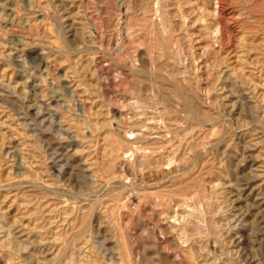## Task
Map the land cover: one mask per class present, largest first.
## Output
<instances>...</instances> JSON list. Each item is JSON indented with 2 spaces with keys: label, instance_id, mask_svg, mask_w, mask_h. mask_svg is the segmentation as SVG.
Instances as JSON below:
<instances>
[{
  "label": "rangeland",
  "instance_id": "obj_1",
  "mask_svg": "<svg viewBox=\"0 0 264 264\" xmlns=\"http://www.w3.org/2000/svg\"><path fill=\"white\" fill-rule=\"evenodd\" d=\"M136 97L148 107L130 106ZM122 116L146 143L179 135L181 164L193 146L196 177L133 172L117 149ZM0 161V244L10 231L26 245L0 248L1 264H264V0H0ZM125 177L136 182L127 207ZM173 193L200 201L204 218L155 207ZM175 209V224L160 215ZM86 210L89 231L59 258Z\"/></svg>",
  "mask_w": 264,
  "mask_h": 264
},
{
  "label": "bare ground",
  "instance_id": "obj_2",
  "mask_svg": "<svg viewBox=\"0 0 264 264\" xmlns=\"http://www.w3.org/2000/svg\"><path fill=\"white\" fill-rule=\"evenodd\" d=\"M157 1V0H156ZM162 1V0H161ZM160 2V1H159ZM165 3V2H164ZM160 5V4H159ZM151 6V5H150ZM155 6V5H154ZM161 6V5H160ZM119 7V6H118ZM162 7V6H161ZM128 8V7H127ZM126 8V9H127ZM149 8V7H148ZM147 8V9H148ZM129 9V8H128ZM151 9H153V7L151 8ZM156 9V8H155ZM194 9V8H193ZM119 10V9H118ZM195 10V9H194ZM148 11V10H147ZM155 11V10H154ZM161 12H163V11H161ZM167 12V11H166ZM159 13V12H158ZM158 13H156L157 15H158ZM148 14V13H147ZM146 14V15H147ZM150 14V13H149ZM154 14V13H153ZM166 15H167V13H166ZM127 16V15H126ZM148 16V15H147ZM180 16V15H179ZM160 17H161V15H160ZM142 18H143V16H142ZM157 18V17H156ZM91 19V18H90ZM132 19V18H131ZM134 19V18H133ZM145 20L147 19V18H144ZM149 19V18H148ZM147 19V20H148ZM152 19H154V18H152ZM158 19H160V18H158ZM198 19V18H197ZM201 19V18H200ZM203 19V18H202ZM137 20V19H136ZM142 20V19H141ZM156 20V19H155ZM161 20H163V19H161ZM160 20V21H161ZM134 21V20H133ZM140 21V20H139ZM157 21V20H156ZM159 21V20H158ZM165 21V20H164ZM167 21H169V20H167ZM127 22H128V19H127ZM136 22V21H135ZM149 23V22H148ZM147 23V24H148ZM98 24V23H97ZM169 24V23H168ZM124 25V24H123ZM150 25V24H149ZM165 25V24H164ZM141 26V25H140ZM147 26V25H146ZM215 26V25H214ZM132 27H133V25H132ZM147 27H149V26H147ZM163 27V26H162ZM162 27H161V25H160V28L162 29ZM217 27V26H216ZM130 28V27H129ZM142 28V27H141ZM140 28V29H141ZM159 28V29H160ZM170 28V27H169ZM96 29V28H95ZM128 29V28H127ZM134 29V28H133ZM151 29V28H150ZM173 28H171V30H172ZM154 30V29H153ZM166 30V29H165ZM163 31V30H162ZM161 31V32H162ZM91 32V31H90ZM127 32V31H126ZM130 32V31H129ZM134 33V32H133ZM163 33H165V32H163ZM215 33V32H214ZM218 33V32H217ZM216 33V34H217ZM135 34V33H134ZM160 35V34H159ZM164 35V34H163ZM163 35H161V36H163ZM213 35V34H212ZM93 36V35H92ZM203 36V35H202ZM165 37H166V35H165ZM95 38V37H94ZM216 38V37H215ZM97 39V38H96ZM108 43H109V41H108ZM110 44V43H109ZM118 45H120V44H118ZM122 45V44H121ZM155 46V45H154ZM121 47V46H120ZM160 51V50H159ZM203 51V50H202ZM34 55V54H33ZM38 55V54H37ZM31 59V58H30ZM34 60V59H33ZM39 60V59H38ZM36 61V60H35ZM32 63V62H31ZM96 63V62H95ZM32 64H34V63H32ZM41 64H42V62H41ZM41 64H39V65H41ZM39 65H36V66H39ZM46 65V64H45ZM93 65V64H92ZM42 66V65H41ZM94 66V65H93ZM98 66V65H97ZM101 66V65H100ZM100 66H99V68H100ZM45 67V66H44ZM102 67V66H101ZM102 68H100V70H101ZM95 70V69H94ZM107 71V70H106ZM103 72V71H102ZM119 72V71H118ZM120 73V72H119ZM101 74V73H100ZM143 74V73H142ZM48 75V74H47ZM156 77V76H155ZM107 78V77H106ZM133 78V77H132ZM136 79V78H135ZM141 79V78H140ZM177 79V78H176ZM183 79V78H182ZM185 79V78H184ZM104 80H105V78H104ZM180 80V79H179ZM139 81V80H138ZM140 81H142V80H140ZM102 82V81H101ZM143 82V81H142ZM141 82V83H142ZM103 83V82H102ZM144 83V82H143ZM137 84V83H136ZM150 84H152L151 82H150ZM104 86H106V85H104ZM156 86V85H155ZM174 87H176V86H174ZM66 88V87H65ZM100 88V87H99ZM105 88H107V87H105ZM64 89V88H63ZM173 89H175V88H173ZM185 89V88H184ZM177 89H175V91H176ZM188 90V89H187ZM100 92V91H99ZM178 92V95H179V91H177ZM190 92V91H189ZM68 93V92H67ZM148 93V92H147ZM165 93V92H164ZM106 94H108L107 93V91H106ZM185 94V93H184ZM61 95H62V93H61ZM164 95V94H163ZM166 95V94H165ZM178 95H177V97H178ZM186 95V94H185ZM184 95V96H185ZM188 95V94H187ZM101 96V95H100ZM107 96V95H106ZM183 96V97H184ZM43 97V96H42ZM44 97H45V95H44ZM43 97V98H44ZM51 97V96H50ZM140 97V96H139ZM163 97H165V96H163ZM186 97V96H185ZM191 97V96H190ZM150 98V97H149ZM148 98V99H149ZM188 98V97H187ZM192 98V97H191ZM198 98V97H197ZM180 99V98H179ZM64 100V99H63ZM65 100H66V98H65ZM111 100V99H110ZM164 100V99H163ZM194 100V99H193ZM68 101V100H67ZM168 101V100H167ZM179 101V100H178ZM181 101V100H180ZM107 102V101H106ZM150 102V101H149ZM69 103V102H68ZM151 103V102H150ZM153 103H154V101H153ZM152 103V104H153ZM53 104V103H52ZM143 104V102L142 101H140V99H138L137 97H136V100H133L132 101V103H131V105L130 106H134V107H136V108H140V107H142V106H144V107H142V108H144V109H146L145 108V106L146 105H142ZM194 104H195V101H194ZM140 105H142V106H140ZM176 105V104H175ZM189 105V104H188ZM56 106V105H55ZM182 106H183V103H182ZM162 107V106H161ZM199 107V106H198ZM152 108V107H151ZM181 108V107H180ZM191 108H193V107H191ZM195 108V107H194ZM196 108H197V106H196ZM143 109V110H144ZM149 109V108H148ZM165 109H167V108H165ZM171 109V108H170ZM184 109V108H183ZM200 110H202V109H200ZM71 111V110H70ZM69 111V112H70ZM156 111H158V110H156ZM167 111V110H166ZM186 111V110H185ZM190 111V110H189ZM191 113V112H190ZM25 114H27V113H25ZM28 114H29V112H28ZM121 114V113H120ZM172 114V113H171ZM188 114V113H187ZM159 115V114H158ZM193 115V114H192ZM121 116V115H120ZM172 116V115H171ZM171 116H169V117H171ZM123 117V119H124V121H123V123L122 122H118V124H117V126H118V132H116V134H118V133H120V134H122V136L123 137H121L120 136V141H119V144H117V149H121L122 150V155H123V157L122 158H124V160H125V163L126 164H128L129 165V167L131 168V170L133 171V172H137V169L139 170V172L141 171H146V170H152V169H161L162 167H167V168H170V169H172V165H174L175 167H176V169L179 171V173H177L178 175H176V176H174L173 175V177L171 178L172 179V181H171V184H172V182L176 179V178H178V179H182V178H185V177H187L188 175H189V177L191 178V176H190V173L192 172V171H194V170H196V168H197V164L195 163V164H193V165H190L189 164V161H190V159H191V155H195L196 154V152L194 153V151H193V146H191V147H189L188 146V148L187 149H185L184 150V153H183V155H181V157H182V159H183V162H182V164L180 163L181 161H179L177 158H180L179 157V155H177V153H179L180 151H179V148L181 147L180 145V143L177 145V146H175L174 144H172V139H173V137L175 136V138H178V136L179 135H175L174 134V136L172 135V134H170L169 132H166L165 133V136H158V139H156V141H154L153 143H151V144H149V143H146V141L144 140H139V137H137V135H134L133 134V132L131 131V129H129V128H131V127H124V124H125V121H128V122H130V120L131 119H129V117H126V116H122ZM175 118V117H174ZM182 118V117H181ZM194 118V117H193ZM196 118V117H195ZM87 119V118H86ZM161 119V118H160ZM170 119V118H169ZM176 119H177V117H176ZM83 120V119H82ZM89 120V119H88ZM180 120V119H179ZM183 120H185L184 118H183ZM182 119L180 120V121H183ZM188 120V119H187ZM190 120H192V119H189V121ZM196 120H197V118H196ZM76 121V120H75ZM148 121V120H147ZM153 121V120H152ZM160 121V120H159ZM177 121V120H176ZM77 122V121H76ZM162 122V121H161ZM75 123V122H74ZM132 123V122H131ZM141 123V122H140ZM146 123V122H145ZM173 123V122H172ZM181 123H183V122H181ZM187 123V122H186ZM195 123V122H194ZM81 124V123H80ZM111 124V123H110ZM123 124V125H122ZM159 124H161V123H159ZM177 124V123H176ZM196 124V123H195ZM202 124V123H201ZM78 125V124H77ZM190 125H192L191 123H190ZM189 125V126H190ZM203 125V124H202ZM88 126V125H87ZM163 126V125H162ZM184 126V125H183ZM80 127V126H79ZM144 127V126H143ZM146 127V126H145ZM175 127V126H174ZM195 127V126H194ZM73 128V127H72ZM80 128H82V127H80ZM128 128V129H127ZM149 127H147L146 129H148ZM183 128V127H182ZM188 128V127H187ZM83 129V128H82ZM163 129V128H162ZM177 129H179V128H177ZM78 130H80V129H78ZM83 131V130H82ZM82 131H79V132H82ZM113 131H116V130H113ZM112 131V132H113ZM145 131H147V130H145ZM194 131V130H193ZM84 132V131H83ZM136 132V131H135ZM91 133V132H90ZM154 133V132H153ZM179 133V132H178ZM82 134V133H81ZM155 134V133H154ZM164 134V133H163ZM185 134V133H184ZM111 135V134H110ZM181 135H182V133H181ZM116 136V135H115ZM150 136V135H149ZM171 136V137H170ZM26 137V136H25ZM117 137V136H116ZM170 137V139L169 140H166V139H168ZM224 137V136H223ZM150 138V137H149ZM180 138V137H179ZM24 139V138H23ZM108 139H110V138H108ZM113 139V138H112ZM143 139V138H142ZM164 139V140H163ZM184 139H185V137H184ZM115 140V139H114ZM176 140V139H175ZM180 140V139H179ZM199 140V139H198ZM106 141V140H105ZM111 141V140H110ZM118 141V140H117ZM150 141V140H149ZM152 141V140H151ZM161 141H164V142H161ZM177 141V140H176ZM185 141H187V140H185ZM194 141V140H193ZM202 141H203V138H202ZM27 142V141H26ZM107 143V142H106ZM110 143V142H109ZM113 143V147H112V149H114V146L116 145V143L117 142H112ZM121 143H122V145H121ZM190 143V142H189ZM191 143H193L192 141H191ZM196 143V142H195ZM198 143V142H197ZM30 144H32L31 142H30ZM204 144V143H203ZM202 144V145H203ZM111 145V144H110ZM119 145V146H118ZM187 145H189L188 143H187ZM186 145V146H187ZM30 146V145H29ZM34 146V145H33ZM32 146V148H34ZM182 146H183V144H182ZM197 146V145H196ZM206 146H207V144H206ZM105 147V146H104ZM195 147V146H194ZM214 147V146H213ZM41 148V147H40ZM106 148V147H105ZM111 147H109V149H110ZM37 149V148H36ZM181 149V148H180ZM31 150V149H30ZM108 149H106V151H107ZM113 151V150H112ZM205 151V150H204ZM206 151H207V149H206ZM37 152V151H36ZM40 152V151H39ZM114 153V152H113ZM112 153V154H113ZM40 154V153H39ZM107 154H108V152H107ZM107 154H105L106 156H107ZM111 154V155H112ZM201 154V153H200ZM109 155H110V153H109ZM105 156V157H106ZM114 156H116V155H114ZM111 157V156H110ZM112 157H113V155H112ZM118 157H120V155H118ZM108 158V157H107ZM117 158V157H116ZM121 158V159H122ZM202 159V158H201ZM118 160V159H117ZM123 160V161H124ZM195 160V159H194ZM196 161V160H195ZM1 162V161H0ZM121 162H122V160H121ZM205 162H206V160H205ZM204 162V163H205ZM197 163L199 164V162H198V160H197ZM181 164V165H180ZM110 165H111V163H110ZM115 165V164H114ZM207 165V164H206ZM125 166V165H124ZM104 167V166H103ZM119 167V166H118ZM122 167V166H121ZM120 167V168H121ZM53 168V167H52ZM115 168V167H114ZM82 169V168H81ZM109 169V168H108ZM115 170V169H114ZM120 170V169H119ZM124 170H126V169H124ZM55 171V170H54ZM111 171V170H110ZM122 171H123V169H122ZM171 171H173V169L171 170ZM112 172H113V170H112ZM119 172V171H118ZM39 173V172H38ZM52 173V172H51ZM58 173V172H57ZM172 173V172H171ZM197 174H199V173H197ZM207 174V173H206ZM212 174V173H211ZM121 175V174H120ZM204 175V174H203ZM113 176V175H112ZM195 176V175H194ZM194 176H192L193 177V179H194ZM199 176V175H198ZM197 176V178H199ZM207 176H209V175H206V177ZM211 176V175H210ZM196 177V176H195ZM206 177H205V179H206ZM201 178V177H200ZM199 178V179H200ZM135 179H137V178H135ZM171 179H169V180H171ZM203 179V178H202ZM121 180H122V185H123V188H126V190H128L129 192H127L126 193V200H123V202L125 203V206H126V203H128V201H129V196L127 195L128 193H131L132 191H133V189H130V187L132 188L134 185L133 184H135L136 185V182L135 183H133L132 181V183L130 182V181H128V180H130V178L129 177H125V178H121ZM190 180H192V179H190ZM190 180H188L189 182H190ZM208 180H210L209 178H208ZM68 181V180H67ZM168 181V180H167ZM211 181V180H210ZM162 182H164V181H162ZM194 182H195V180H194ZM201 182V181H200ZM214 182V181H213ZM118 183V182H117ZM120 183H121V181H120ZM129 183H131L130 185H129ZM170 183V182H169ZM208 183H210V182H208ZM78 184V183H77ZM128 184V185H127ZM158 184V183H157ZM179 184V183H178ZM177 184V185H178ZM184 184V183H183ZM183 184L181 185V186H183ZM33 185V184H32ZM141 185V184H140ZM140 185H138V186H140ZM180 185V184H179ZM196 185V184H195ZM213 185V184H212ZM188 186V185H187ZM202 186V185H201ZM216 186V185H215ZM15 187H17V186H15ZM36 187V186H35ZM136 187V186H135ZM176 187V186H175ZM186 187V186H185ZM202 187H204V186H202ZM211 187V186H210ZM213 187V186H212ZM12 189V188H11ZM18 189H19V187H18ZM17 189V190H18ZM20 189H22V188H20ZM29 189H31V187L29 188ZM34 189V188H33ZM36 189V188H35ZM37 189H38V187H37ZM41 189V188H40ZM136 189H137V187H136ZM188 189V188H187ZM192 189V188H191ZM172 190H174V189H172ZM175 190H179V186H178V188L177 189H175ZM193 190V189H192ZM197 190H200V189H197ZM197 190H195V192L197 191ZM136 191V190H135ZM144 191V190H143ZM167 191H169V190H167ZM184 191V190H183ZM36 192V191H35ZM37 192H38V190H37ZM41 192V191H40ZM39 192V193H40ZM56 192V191H55ZM53 193L52 192V194H46L45 196L47 197H49V196H52L54 199L56 198V197H58V194H56V193ZM138 192H141V190H139ZM145 192V191H144ZM143 192V193H144ZM159 192H160V190H159ZM158 192V193H159ZM165 192V191H164ZM174 192V191H173ZM176 192V191H175ZM204 192V191H203ZM26 193V192H25ZM45 193H47V192H45ZM146 193V192H145ZM157 193V192H156ZM199 192H197L196 193V198H197V194H198ZM68 194H71V193H68ZM73 194V193H72ZM71 194V195H72ZM147 194V193H146ZM152 194V193H151ZM164 194V193H163ZM170 194V193H169ZM64 195V194H63ZM63 195H59V198H61L62 200H64V201H66V197H64ZM167 195H168V193H167ZM171 195V194H170ZM204 195V194H203ZM209 194H207V196H208ZM23 196V195H22ZM42 196H44V194L42 195ZM73 196V195H72ZM148 196V195H147ZM173 196L175 197L174 199H172L173 198ZM194 196V195H193ZM125 197V196H124ZM149 197V196H148ZM189 196L188 195H182V194H177V193H173V195H172V197L170 196V198L171 199H169V200H165V199H163V198H159V196H155V203H154V205H155V207L157 206V207H162V206H164V205H167L168 207H172V205H173V207H176V206H179L180 204H182L183 206H184V210L187 208L188 210H190L191 212H190V216L191 215H194L193 213H196L195 211H197L198 210V212H197V214H195V215H198L199 216V218L200 217H203L204 215H205V207H204V205L203 204H201V202L200 201H197V204H198V206H199V209L197 208V207H195V206H197L196 204H189L188 203V201L190 200L189 198H188ZM34 199H35V197H34ZM39 199V198H38ZM44 199V198H43ZM73 199H74V197H73ZM76 199H77V197H76ZM44 200H46V199H44ZM193 200V199H192ZM191 200V201H192ZM202 200V199H201ZM36 201V200H35ZM34 201V202H35ZM74 201V200H73ZM49 202V201H48ZM94 202V201H93ZM63 203V202H62ZM91 203V202H90ZM124 203H123V205H124ZM194 203V202H193ZM94 204V203H93ZM96 204V203H95ZM122 205V206H123ZM33 206V205H32ZM88 206H89V204H88ZM87 206V207H88ZM119 206V205H118ZM211 206H212V203H211ZM214 206V205H213ZM212 206V207H213ZM121 207V206H120ZM127 207V206H126ZM95 208V207H94ZM214 208V207H213ZM220 208V207H219ZM40 208H38L37 210H39ZM71 209V208H70ZM87 209V208H86ZM114 209V208H113ZM187 209L184 211V213H185V215H186V217L188 216L189 217V213H187L188 211H187ZM216 209V208H215ZM33 210V209H32ZM73 211H71V210H69V211H71V212H74L75 210L74 209H72ZM95 210V209H94ZM119 210V209H118ZM180 210H181V208H180ZM36 210L34 209V212H35ZM68 211V212H69ZM117 211V210H116ZM147 211V210H146ZM30 212V211H29ZM71 212H69V213H71ZM90 212H92V211H88V210H86L83 214H82V216L81 217H79V218H76L77 216H74V218H73V220L70 222V224L72 225L71 226V228H69V229H71V231L72 232H75L74 234H72L69 238H68V240H66L65 238H60L61 239V243H62V247H63V249H62V252H63V254H59L61 257H59V258H62V257H64L65 255H66V253L68 252V249L70 248V246H72V249H73V247H74V244H75V242L77 241V240H79L81 237H84L85 236V234L89 231V229H90V226H91V220H93L91 217L93 216V215H91L90 214ZM117 212H119V211H117ZM143 212V211H142ZM169 212V211H168ZM168 212H162L160 215H163L164 217H165V221L168 223V221L169 220H172V223H174V222H177L179 219L177 218V216L179 215V216H182L181 214H180V212H178V211H176V209L174 210V211H171L170 213H168ZM1 213V212H0ZM215 213H217V212H215ZM29 214V213H28ZM34 214V216H35V214H37V213H33ZM32 214V215H33ZM182 214H183V212H182ZM4 215V214H3ZM31 215V214H30ZM31 215V216H32ZM65 217H68V216H66L67 214L65 213V214H63ZM77 215V214H76ZM37 216V215H36ZM51 216V215H50ZM119 216V215H118ZM198 216H197V218H198ZM30 217V216H29ZM33 217V216H32ZM40 217V216H39ZM126 217V216H125ZM162 217V216H161ZM186 217H185V219H186ZM192 217H195V216H192ZM207 217V216H206ZM205 217V218H206ZM163 218V217H162ZM197 218H196V220H197ZM204 218V217H203ZM202 218V219H203ZM1 219V218H0ZM3 223L1 224L0 223V230L1 231H3L2 229L3 228H5L7 225H8V221H6V219H5V217H3ZM30 219V218H29ZM38 219V218H37ZM40 219V218H39ZM119 219H120V217H119ZM187 219H190V218H187ZM66 220V219H65ZM183 220H184V218H183ZM182 220V221H183ZM195 220V221H196ZM204 220H206V219H204ZM209 220V219H208ZM207 220V221H208ZM215 220V219H214ZM13 221V220H12ZM19 221V220H18ZM21 221V220H20ZM31 221V220H30ZM147 221H148V219H147ZM182 221H180V222H182ZM211 221H212V223H211V229H212V227L213 228H215V226H216V223L213 221V218L211 217ZM117 222V221H116ZM120 222L121 221H119L118 223L120 224ZM131 222V221H130ZM159 222V221H158ZM161 222V221H160ZM165 222V223H166ZM186 222V221H185ZM193 222V221H192ZM202 222V221H201ZM11 223H14V222H11ZM49 223V222H48ZM125 223V222H124ZM171 223V222H170ZM196 223H198V222H196ZM15 224H17V223H15ZM175 224V223H174ZM200 223H198V225H199ZM177 225H179V224H177ZM4 226V227H3ZM11 226V225H10ZM127 226V225H126ZM159 226V225H158ZM180 226V225H179ZM197 226V225H196ZM128 227V226H127ZM126 227V228H127ZM149 227V226H148ZM154 227V226H153ZM169 227H171V228H174L175 226H173L172 224H169ZM183 227V226H182ZM198 227V226H197ZM204 227V226H203ZM208 227V226H207ZM178 228H180V227H178ZM184 228L186 229V227L184 226ZM6 229V228H5ZM8 229V228H7ZM30 229V228H29ZM124 229V228H123ZM144 229V228H143ZM155 229V228H154ZM183 229V228H182ZM184 229V230H185ZM198 229V228H197ZM200 229H202V228H200ZM203 229H205V228H203ZM202 229V230H203ZM10 230V229H9ZM8 230V231H9ZM148 230V229H147ZM156 230H158V228L156 229ZM155 230V231H156ZM164 230V229H163ZM171 230H173V229H171ZM195 230V229H194ZM199 230V229H198ZM214 230V229H213ZM7 231V230H6ZM8 231H7V233H8ZM32 231V230H31ZM70 231V230H69ZM70 231V232H71ZM129 231H131V230H129ZM167 231H169V230H167ZM204 231H206V229L204 230ZM29 232V231H28ZM127 232V231H126ZM175 232V231H174ZM180 232V231H179ZM182 232V231H181ZM180 232V233H181ZM195 232H197V231H195ZM203 232V231H202ZM210 232H212V231H210ZM11 232L9 231V234L7 235L8 237H7V242H6V244H0V248H1V250L2 249H5V248H9L7 251H6V254L8 255V256H16V255H19V253L21 252V250H25V248L23 247V246H26V245H23L22 243L23 242H19V241H17L16 239H12V238H10L11 237V234H10ZM67 233V232H66ZM127 233H129V232H127ZM131 233V232H130ZM134 233V232H133ZM133 233H131V234H133ZM145 233V232H144ZM166 233V232H165ZM170 233H171V231H170ZM180 233L178 234V235H180ZM192 233V232H191ZM198 233V232H197ZM196 233V234H197ZM201 233V231L199 230V234ZM209 232H207V234H208ZM68 234V233H67ZM143 234V233H142ZM149 234V233H148ZM150 234H152V233H150ZM161 233H159V235H160ZM172 234V233H171ZM170 234V235H171ZM175 234V233H174ZM198 234V235H199ZM202 234V233H201ZM217 234V233H216ZM55 235V234H54ZM144 235V234H143ZM187 235V234H186ZM185 235V236H186ZM195 235V234H194ZM209 235H210V237H211V235H212V233H209ZM6 236V235H5ZM166 236V235H165ZM168 236V235H167ZM174 236V235H173ZM176 236V235H175ZM208 236V235H207ZM207 236L205 237V238H207ZM216 236V235H215ZM64 237H66V236H64ZM134 237V236H133ZM151 237V236H150ZM184 237V236H183ZM193 237V236H192ZM201 237H204V236H201ZM15 238V237H14ZM152 238V237H151ZM155 237H153V239H154ZM162 238V237H161ZM160 238V239H161ZM209 238V237H208ZM48 239V238H47ZM123 239V238H122ZM125 239H127V238H125ZM148 239V238H147ZM146 239V240H147ZM194 239V238H193ZM201 239V238H200ZM204 239V238H203ZM19 240V239H18ZM156 240V239H155ZM162 240V239H161ZM185 240H187V238H185ZM184 240V241H185ZM43 241V240H42ZM174 241H175V239H174ZM194 241V240H193ZM195 241H197L196 239H195ZM164 242V241H163ZM189 242V241H188ZM200 242V241H199ZM205 242V241H204ZM88 243V242H87ZM192 243V242H191ZM206 243H208V242H206ZM216 243V242H215ZM126 244H127V242H126ZM150 244V243H149ZM157 244V243H156ZM164 244V243H163ZM175 244H176V242H175ZM189 244V243H188ZM194 244V243H193ZM129 245V244H128ZM158 245V244H157ZM164 245H166V244H164ZM177 245V244H176ZM206 245V244H205ZM217 245V244H216ZM60 246H61V244H60ZM145 246V245H144ZM179 246H180V244H179ZM183 246H187V245H183ZM207 246V245H206ZM128 247V246H127ZM131 247V246H130ZM133 247V246H132ZM176 247V246H175ZM190 247V246H189ZM93 248V247H92ZM154 248V247H153ZM159 248V247H158ZM167 248H169V245H168V247ZM27 249V248H26ZM128 249V248H127ZM156 249V248H155ZM184 249V248H183ZM182 249V247H181V250H180V252L183 250ZM188 249V248H187ZM192 249V248H191ZM201 249V248H200ZM208 249V248H207ZM129 250H130V248H129ZM158 250V249H157ZM178 250V251H179ZM202 250H204V249H202ZM202 250L201 251H199V252H201L202 253ZM160 251V250H159ZM158 251V252H159ZM177 251V250H176ZM190 251V250H189ZM74 252V251H73ZM164 252V251H163ZM180 252H177V253H180ZM188 252V251H187ZM209 252V251H208ZM207 252V253H208ZM3 253L4 252H2L1 254L3 255ZM128 253V252H127ZM131 253H133L132 251H131ZM144 253V252H143ZM161 253V252H160ZM191 253V252H190ZM206 253V252H205ZM213 253V252H212ZM126 254V253H125ZM182 254H183V252H182ZM200 254V253H199ZM2 255H0V260L2 261V258H3V256ZM5 255V254H4ZM93 255V254H92ZM181 255V254H180ZM193 255H194V253H193ZM193 255H190L191 257H193ZM205 255V254H204ZM85 256V255H84ZM130 256V255H129ZM150 256V255H149ZM188 256V255H187ZM200 256V255H199ZM19 257V256H18ZM181 257V256H180ZM189 257V256H188ZM191 257L189 258V259H191ZM198 257V256H197ZM58 258V259H59ZM183 258V257H182ZM181 258V259H182ZM186 259H187V257H185ZM199 258V257H198ZM14 259V258H13ZM15 259H17V258H15ZM77 259V258H76ZM94 259V258H93ZM127 259H128V257H127ZM132 259V258H131ZM166 259V258H165ZM169 259V258H168ZM178 259V258H177ZM184 259V258H183ZM92 260V259H91ZM141 260V259H140ZM155 260V259H154ZM0 261V262H1ZM20 261V260H19ZM22 261V260H21ZM124 261V260H123ZM128 261H129V259H128ZM152 261H153V259H152ZM16 262V261H15ZM95 262V261H94ZM94 262H92V263H94ZM188 262V261H187ZM189 262H191V261H189ZM76 263V262H75ZM79 263V262H78ZM81 263V262H80ZM96 263V262H95ZM151 263V262H150ZM1 264V263H0ZM21 264H22V262H21ZM136 264V263H135ZM142 264V263H141ZM153 264H154V262H153ZM156 264V263H155Z\"/></svg>",
  "mask_w": 264,
  "mask_h": 264
}]
</instances>
